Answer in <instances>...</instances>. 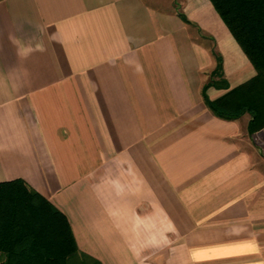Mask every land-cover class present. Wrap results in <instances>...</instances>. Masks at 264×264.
Returning a JSON list of instances; mask_svg holds the SVG:
<instances>
[{
	"label": "crops",
	"instance_id": "0c3cea01",
	"mask_svg": "<svg viewBox=\"0 0 264 264\" xmlns=\"http://www.w3.org/2000/svg\"><path fill=\"white\" fill-rule=\"evenodd\" d=\"M255 76L210 0H0V183L100 264H264V129L204 98Z\"/></svg>",
	"mask_w": 264,
	"mask_h": 264
},
{
	"label": "trees",
	"instance_id": "16d2710c",
	"mask_svg": "<svg viewBox=\"0 0 264 264\" xmlns=\"http://www.w3.org/2000/svg\"><path fill=\"white\" fill-rule=\"evenodd\" d=\"M256 71V76L217 100L209 87L228 90L225 80L204 90L205 103L224 120L252 116L249 133L264 129V0H210ZM221 68L216 75L221 74ZM0 264H100L81 255L68 218L23 180L0 183Z\"/></svg>",
	"mask_w": 264,
	"mask_h": 264
}]
</instances>
